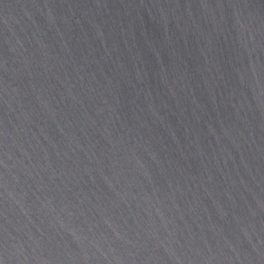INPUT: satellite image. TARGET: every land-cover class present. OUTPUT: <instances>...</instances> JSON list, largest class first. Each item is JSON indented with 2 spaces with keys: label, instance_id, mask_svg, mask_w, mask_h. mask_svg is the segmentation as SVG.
I'll return each mask as SVG.
<instances>
[{
  "label": "water",
  "instance_id": "water-1",
  "mask_svg": "<svg viewBox=\"0 0 264 264\" xmlns=\"http://www.w3.org/2000/svg\"><path fill=\"white\" fill-rule=\"evenodd\" d=\"M0 264H264V0H0Z\"/></svg>",
  "mask_w": 264,
  "mask_h": 264
}]
</instances>
